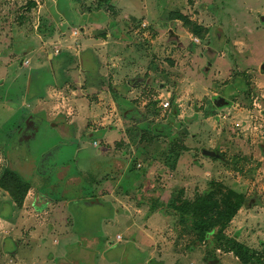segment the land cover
I'll use <instances>...</instances> for the list:
<instances>
[{"label": "rangeland", "instance_id": "1", "mask_svg": "<svg viewBox=\"0 0 264 264\" xmlns=\"http://www.w3.org/2000/svg\"><path fill=\"white\" fill-rule=\"evenodd\" d=\"M116 3H112L111 12L105 13L114 15L109 17L114 20L119 15L126 27L117 37L123 41L129 36L144 59L131 74L119 73L122 77L117 84L110 83L128 90V94L136 90L134 95L112 97L107 92L111 97L101 98V102L106 116L111 117L114 110L113 120L122 117L110 104L115 100L120 104L127 99L128 107L139 110L131 125L138 129L142 126L137 135L141 138L132 141L131 129L129 143H117L116 147L120 152L126 150L129 172L133 165L135 171H149L139 177L136 189L132 185L131 193L118 190L138 216L152 217L145 225L148 238L142 240L149 255L135 247L126 223L118 224L104 244L106 239L100 240L104 237L102 219L111 218L110 210L84 209L80 201L92 193V185L79 178L75 186H68L56 175L58 168L70 169L72 174L93 171L96 176L106 170L113 172V156L97 155L102 147L95 148L89 136L80 138L81 133L76 134L73 144L61 146L58 130L48 125L29 148L35 162H39V142L54 138V143L42 149L44 153L56 147L42 162L43 169L54 173L31 179L43 182L41 193L47 198L57 200L65 193L74 201L71 217L76 223L73 231L77 240L71 246V256L61 259L63 246L54 245L56 240L51 234L56 233L50 229H55L50 216L55 208L49 205L37 214L30 208L32 228L26 226L21 236L22 255L14 260L0 257V264H81V259L84 264H205L207 256L216 258L218 264H264V0ZM103 9L97 0H0V59L6 66L4 72L14 69L17 74L20 70L27 74L37 60L49 62L46 65L54 70L53 54L72 51L68 48L73 47L71 39L77 34L83 37L85 23H95L93 35L97 39L114 37L110 26L107 31L97 27H107ZM65 26H70V33H65ZM30 46L34 47L32 51ZM72 69L79 70L78 63ZM130 79L136 81L133 89ZM45 95L40 106L50 108L55 118L78 104L69 90L53 89ZM85 99L89 105L100 103L96 95L89 94ZM4 107L0 105V125L10 123L14 116ZM2 151L0 182L8 173ZM204 151L216 153V158L204 155ZM33 159L25 157L28 163ZM121 179L123 185L131 187ZM108 195L114 198L115 193ZM244 202H248L246 206ZM193 223L202 231H196ZM234 240L256 257L239 259L232 250ZM113 243L115 246L110 247Z\"/></svg>", "mask_w": 264, "mask_h": 264}, {"label": "crops", "instance_id": "2", "mask_svg": "<svg viewBox=\"0 0 264 264\" xmlns=\"http://www.w3.org/2000/svg\"><path fill=\"white\" fill-rule=\"evenodd\" d=\"M29 1L33 3L34 0ZM102 1L103 0H97L100 6L105 9H103V12L105 14V19L108 20V22L107 27H105V25H97V27H99L100 30L107 31L108 26H110L114 29L112 30L114 37L111 36L110 38V35H108L106 38L100 37L97 39L93 35L96 31V27L94 26L95 23L83 24V29H85L83 37H79L77 34V38L72 37L71 39L73 47L68 46L72 51L68 50L58 56L53 54L52 61L54 70L51 66L48 67L46 65L49 62L42 64L37 60L33 62V69H30L27 74H24L22 70L17 74L14 69H9V72H4L3 67L6 68V66L0 59V105L3 107L6 106L4 109H6L10 115H14L10 123L0 125V130H2V132H0V150L3 149L2 153L5 155L7 162V166L5 167L6 171L12 173L21 182L29 186L22 206H19L15 202L7 189L0 186L1 258L7 257L14 260L15 257L22 255L20 254V246L22 244L21 236L25 233L24 228L26 226L30 227V229L32 228V221L29 219L30 216H28V213H33L30 212V208H33L34 214H37L43 208L49 207V205L55 208L50 215L51 218H53L52 221L55 224V229L52 230V227L50 229L52 232L56 233L51 234L53 235L54 240H56L54 245L60 247L63 246L60 251L61 259L68 255L71 256V246L74 244V240H77L76 233L73 231L76 223L71 217L75 208V206L72 205L74 201L70 200L65 193L62 194L63 197L57 200L47 198V196L41 193L43 182L34 183L32 181L33 179H31L34 177L36 178L37 175H47L48 177L54 173L53 171L49 174L47 170L43 169L42 162L44 161V158H47L44 157L47 155L46 153L56 147H51L44 153L42 149H45L54 143L55 139L48 137V140L45 139L39 142L40 145L36 149V152L41 156L39 162H35L33 159L35 154H31L29 148L30 142L42 135V128H47L48 125H51L58 130L61 136L58 143H60L61 146L62 144H66L64 146L73 144L76 134L81 133L80 138L89 136V138L93 140L95 148L102 147L97 155L100 157L113 156L112 159L115 163L114 173L106 170L98 173L97 176L93 171L85 173L79 171L77 174H72L70 169L58 168L56 175L59 179L66 180L68 186H75L79 181V178H83V182H88V184L92 185V193H87L88 195L84 198V201H80L84 202V205L86 206L84 209L87 207H95L106 209L108 211L110 210L109 216H111V218L102 219V221H105V226L103 227V230L101 229V234L104 237L98 239H106L104 244L107 243L110 240L109 236L112 230H114L118 224L126 223V230H132L134 238L132 237L131 240L133 239L135 247L139 251L148 254L149 249L144 244V241L142 243V240L144 237L148 238L147 236L149 232L145 225L148 224V221L152 217L147 216L146 218L145 216L143 218L142 216H138L137 210L134 209L132 205L127 204L123 199L125 196L120 194L121 192L118 190L120 188L124 193H131L130 190L134 189V186L137 185L139 177H142V175L147 174L146 172L149 171V169L135 171L133 165L129 172L128 168L130 164H127L129 156L126 154V150L123 149L122 152H120L116 147L117 143H129L128 139L130 137L131 129H134L133 134L135 135V137L134 135L131 136V140L134 142H136V139L138 140L139 137L137 135H139L143 128L141 125L139 126V129L134 128L131 124L133 123V120H135V114L139 110L134 109L133 106L128 107L129 103L127 99L121 100L120 104L116 103L117 101L115 100L112 103L110 102V104L115 111H117L118 116L119 113L122 114V119H116L115 117L113 120L111 117L114 116V110L110 113L112 115L111 117L106 116L103 111L104 105L101 102V98L106 97L107 99L108 97H111L107 92H110L112 97L123 93V95H125V93L128 92V90H121L118 86H111L110 83L117 84L118 82L116 81L118 78L122 77L120 74L126 71L131 74L135 67H139L138 64L142 62L144 57L137 53L138 51L135 49V45L132 43V39L129 36H127L129 38H127L128 40L122 38L123 41L120 37V39L117 37L119 33L123 34V31L126 28L125 25L122 26V20L119 19V15H116L114 20V18H109L114 15L107 16L105 13L111 12V7L113 6L112 3L114 1L116 3L117 0H111L109 3H104ZM99 14H102V12H99ZM57 15L62 17L60 13H57ZM100 16H102L104 20V15ZM127 20L130 23L132 18L129 17ZM88 21H90V19ZM262 22L264 24V17H262ZM122 27L125 28L120 32ZM69 28L70 26H65V33L68 34L71 32ZM221 32L222 30L219 29V35ZM74 43H76V46H74ZM30 47L32 51L34 47ZM35 49L38 51L39 47ZM75 63H78L80 67L79 70L72 69ZM26 64L29 65L28 62H25V65ZM36 64H38V67H36ZM89 65L93 66V71ZM135 75H137V73L133 74V78ZM111 77H113L112 80ZM129 82L128 83L131 84L130 89H133L132 86L136 84V81L132 82L130 79ZM53 89L71 91L74 102L76 101L78 103L77 105H72V108L70 107V109L63 112L66 116L67 122L64 121V115L55 118L56 116H53V112L50 108H41L40 106L43 102V98L46 97L45 93ZM118 91H122V93H119ZM135 92L136 90H133L131 93L126 94H128L127 96H131L134 95ZM89 94L96 95V97L98 96L100 103H94V105H89L87 104L88 102L85 103V98ZM115 106L116 108L118 107L117 110ZM46 122L48 124H46ZM132 138H135V140ZM57 140L58 138L56 141ZM64 141L67 143H63ZM126 148H128L127 145ZM25 157L33 159V162H26ZM37 164L38 166L36 167ZM33 166L35 168H33ZM137 172L141 173L137 174ZM121 178L125 179V183L131 184V187L127 188L128 186L123 185ZM126 188L128 191L125 190ZM136 188L137 186H135V189ZM112 192L115 193L114 198L108 195V193L111 194ZM32 238H34V236L30 234L29 239L33 240ZM10 243L13 246V249L10 248ZM112 246L114 247L115 243L110 247ZM51 255L58 256V254L52 252ZM83 261L84 260L81 259V264H84ZM153 263L158 264L156 262Z\"/></svg>", "mask_w": 264, "mask_h": 264}, {"label": "trees", "instance_id": "3", "mask_svg": "<svg viewBox=\"0 0 264 264\" xmlns=\"http://www.w3.org/2000/svg\"><path fill=\"white\" fill-rule=\"evenodd\" d=\"M111 0H103L104 3H109ZM101 3V1H100ZM0 186L7 189L11 196L14 198L15 202L22 206L24 199L27 195L29 186L23 182H21L16 176H14L12 173L8 172L7 175L2 178V181L0 182ZM248 202H244L243 206H246ZM194 213L196 211V206L193 207ZM238 210V209H237ZM236 214V212L233 213V216ZM202 225H205L204 222H201ZM193 227L196 231H202L197 224L193 223ZM231 244L233 245L232 250L234 251V254L239 259H245V258H254L256 257L254 253L250 252L246 249L242 244H240L237 241H231ZM205 264H218V260L214 258L213 256H207L204 259Z\"/></svg>", "mask_w": 264, "mask_h": 264}, {"label": "water", "instance_id": "4", "mask_svg": "<svg viewBox=\"0 0 264 264\" xmlns=\"http://www.w3.org/2000/svg\"><path fill=\"white\" fill-rule=\"evenodd\" d=\"M203 154L208 157H216V153L214 152L204 151Z\"/></svg>", "mask_w": 264, "mask_h": 264}]
</instances>
